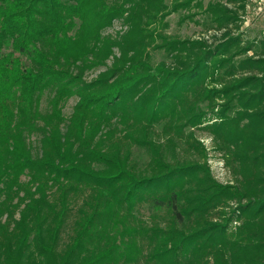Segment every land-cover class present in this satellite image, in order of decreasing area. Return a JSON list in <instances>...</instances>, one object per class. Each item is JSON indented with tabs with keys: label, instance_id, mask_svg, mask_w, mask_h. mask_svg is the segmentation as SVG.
I'll return each instance as SVG.
<instances>
[{
	"label": "trees",
	"instance_id": "obj_1",
	"mask_svg": "<svg viewBox=\"0 0 264 264\" xmlns=\"http://www.w3.org/2000/svg\"><path fill=\"white\" fill-rule=\"evenodd\" d=\"M247 1L0 0V264H264V40L242 36ZM173 13L218 34L169 33Z\"/></svg>",
	"mask_w": 264,
	"mask_h": 264
},
{
	"label": "rangeland",
	"instance_id": "obj_2",
	"mask_svg": "<svg viewBox=\"0 0 264 264\" xmlns=\"http://www.w3.org/2000/svg\"><path fill=\"white\" fill-rule=\"evenodd\" d=\"M170 26L167 28L169 33H175L181 36L182 38L187 37H199V36H209L210 38H214L216 35V31L212 30L206 32L202 25L195 23L194 21L187 20L185 22L179 21V14L173 13L169 17ZM198 18V17H197ZM244 23L242 27V36L246 41L257 40L261 42L264 40V0H248L247 1V9L243 15ZM126 26L123 24L122 19H118L115 21L114 25L105 29V34L116 35L119 31L125 30ZM218 34V33H217ZM252 51H249V54H252ZM158 58H160L161 54L157 53ZM110 63V61H109ZM103 69L99 68L96 70L89 71L85 74V78L87 80H91L95 78L98 73ZM50 93H46L43 97V107L48 108V100ZM77 101L76 97H72L68 100L64 107V113L67 117H70L73 111V107ZM197 136L198 138L205 144L207 149L209 150V164L212 168L213 174L215 177L224 183L231 182L233 180V174L230 169L226 166L224 157L218 151L214 149V143L211 135L204 130H198ZM40 137L41 134L39 132H35L29 138V140L33 143V151L38 153L40 151ZM23 179H27L25 176ZM77 204H74V208L76 209ZM144 213H147L143 210Z\"/></svg>",
	"mask_w": 264,
	"mask_h": 264
}]
</instances>
